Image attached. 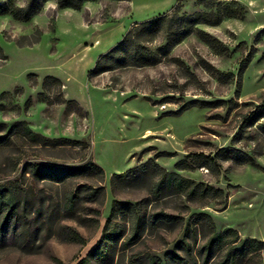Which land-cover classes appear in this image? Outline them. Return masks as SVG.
<instances>
[{
  "label": "rangeland",
  "instance_id": "obj_1",
  "mask_svg": "<svg viewBox=\"0 0 264 264\" xmlns=\"http://www.w3.org/2000/svg\"><path fill=\"white\" fill-rule=\"evenodd\" d=\"M197 11L219 21L198 23L186 35L174 28V45L158 63L91 73L136 22ZM167 36L160 31L139 41L156 50ZM0 47V136L25 122L43 136L86 144L42 147L22 126L0 143V186L19 184L22 204L0 238V264H77L101 238L115 200L147 198L141 205L146 216L165 211L183 217L184 224L150 228L134 240L128 218L120 215L125 233L111 253L90 264H221L225 248L205 263L201 248L207 237L201 233L181 243L186 223L194 227L198 212L211 215L215 234L232 227L242 238L264 241V132L259 126L264 117L235 139L250 110L264 100V0H214L210 7L197 0H89L77 8L40 0L27 20L0 13ZM250 54L240 74V63ZM230 99L231 104L214 103ZM193 100L205 103L177 113ZM228 146L252 160H220L218 176L205 166L176 168L182 158L191 161ZM85 156L104 170L103 204L87 193L97 175L55 183L23 173L30 162L74 163ZM151 161L223 188L225 203H202L183 193L156 196L157 177L136 171ZM133 170L131 180L111 184L114 174ZM79 184L85 186L69 205ZM4 214L0 211V223ZM238 264H264V249L249 252Z\"/></svg>",
  "mask_w": 264,
  "mask_h": 264
},
{
  "label": "trees",
  "instance_id": "obj_2",
  "mask_svg": "<svg viewBox=\"0 0 264 264\" xmlns=\"http://www.w3.org/2000/svg\"><path fill=\"white\" fill-rule=\"evenodd\" d=\"M86 1L89 0H57L61 7L75 8L79 7ZM213 1L214 0H197V3L210 7L213 5ZM39 4L40 0H27L23 6H15L13 0H0V13L11 12L16 18L27 20L36 11ZM218 21L219 18L213 20L208 13L197 11L192 14L182 15L175 12L172 16L164 13L153 19L136 22L115 47L106 54L100 56L91 73L100 74L104 71L130 64L138 66L156 64L161 61L163 56L168 55L173 47L174 40L172 39V35L174 34V28L182 29L183 35H186L191 33L195 25L198 23H216ZM160 31H164L168 35L167 42L163 46L158 47L156 50H152L140 43L139 40L141 36L146 37L147 35H156ZM250 59L251 54L246 59L242 60L240 63V74L245 71ZM236 94L239 95V90H237ZM232 102L233 99L217 100L214 103L231 104ZM196 103L205 102H199L197 100L190 101L178 110L177 113H180L185 107ZM249 115L250 116H248L240 126L235 139H239L247 127L253 125L256 121H259L261 117H264V100L258 105H255L250 110ZM19 126H22L25 135L34 141H38L42 147L48 148L55 145H86L80 140L70 138L53 139L43 136L29 128L25 122H19L18 124L13 125L6 135L0 136V143L8 141L13 133L19 131ZM259 126L264 132V124L259 123ZM163 153L165 154L167 152ZM224 159L249 162L252 160V157L241 153L239 149L233 146H228L219 148L213 155L198 154L197 158L191 161L187 157L182 158L176 162V168L192 169L196 165L199 167L205 166L210 172L218 176L221 172L220 160ZM29 171L33 174L36 180L52 181L55 183H63L74 178L85 180L83 177L86 175H97L99 176L98 182L92 184L88 183V197L91 201H97L99 204H103L105 200L106 191L105 187L102 185L104 170L100 165L86 156L83 157L81 161L74 163L65 162L62 164H56L52 162H30L25 167L23 173L27 174ZM136 171H139L144 175L151 172L157 177V180L154 183L153 192L158 197L183 193L187 194L189 199H198L201 200L202 203H206L210 200H219L224 203L226 201L227 195L223 188L206 184L203 181L196 182L195 180L186 178L175 171H167L154 161H151L150 165L143 164ZM133 172H135V170L114 174L111 178V184L116 185L118 181L131 180V173ZM19 186V184L14 188L0 186V211L5 213L0 223L1 239L5 236L13 220L20 215L22 204L17 193V191L19 192L20 190ZM84 186L85 185L83 184L77 186L76 192L72 196L69 205L74 204ZM164 190L167 191L165 195H163ZM146 201L147 198L136 203L127 200H115L110 215L103 226V234L101 238L77 264H90L91 259H103L107 254L112 252L113 247L126 231V225L117 221V218L120 215L125 219L128 218L127 220L130 225L129 232L132 233L134 240L140 239L144 232L150 228L162 226L166 229H171L177 223H181V225L184 224L183 217L165 211L152 212L146 216V214L141 211V205H146ZM193 215L195 218V226L192 227L191 222L186 223L184 237L181 240V243H187L189 238H194L196 240L200 233L204 237H207L205 244L201 248L204 253L205 263L216 250L222 248H225V251L223 253L221 264H238L247 257L249 252L261 251L264 249L263 240H258L256 238H242L240 237L239 232L232 227H227L219 234H215V222L211 215L206 212H198ZM199 223L202 226L199 225ZM202 228H206L208 234L203 232ZM151 264H155V262L152 261Z\"/></svg>",
  "mask_w": 264,
  "mask_h": 264
}]
</instances>
